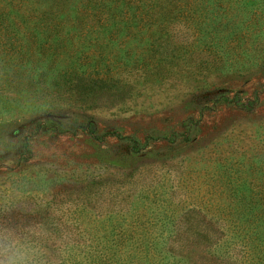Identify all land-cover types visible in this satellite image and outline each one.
<instances>
[{
  "label": "rangeland",
  "instance_id": "374dc122",
  "mask_svg": "<svg viewBox=\"0 0 264 264\" xmlns=\"http://www.w3.org/2000/svg\"><path fill=\"white\" fill-rule=\"evenodd\" d=\"M170 74L156 93L107 94L109 107L80 100L78 123L56 131L36 126L47 97L0 104V264H160L168 246L178 264H238L237 247L205 243L233 218V176L264 181V73Z\"/></svg>",
  "mask_w": 264,
  "mask_h": 264
},
{
  "label": "trees",
  "instance_id": "16d2710c",
  "mask_svg": "<svg viewBox=\"0 0 264 264\" xmlns=\"http://www.w3.org/2000/svg\"><path fill=\"white\" fill-rule=\"evenodd\" d=\"M136 45L155 53L145 57L151 63L136 57ZM160 65L170 70L158 73ZM175 66L203 70L204 85L214 77L264 73V0H0V104L23 109L22 96L47 97L37 106L44 114L36 124L46 132L63 129L69 119L78 123L74 107L89 99L100 108L138 87L140 95L156 93L152 80L174 76ZM98 98L107 106L96 104ZM87 116L90 125L93 115ZM233 177L228 199L237 208L205 247L235 246L238 264H262L264 181ZM172 249L163 248L158 263L181 262Z\"/></svg>",
  "mask_w": 264,
  "mask_h": 264
}]
</instances>
